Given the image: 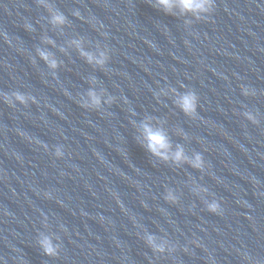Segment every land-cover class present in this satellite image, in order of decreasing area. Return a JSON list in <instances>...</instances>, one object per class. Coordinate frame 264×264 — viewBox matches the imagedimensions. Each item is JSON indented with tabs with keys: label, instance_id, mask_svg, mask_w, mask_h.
<instances>
[{
	"label": "water",
	"instance_id": "95a60500",
	"mask_svg": "<svg viewBox=\"0 0 264 264\" xmlns=\"http://www.w3.org/2000/svg\"><path fill=\"white\" fill-rule=\"evenodd\" d=\"M48 2L63 28L37 0H0V93L36 101L0 99V148L69 263L264 264V0H213L199 19L156 0ZM74 40L106 50L107 64H88ZM37 49L54 55L55 72ZM90 88L114 103L85 110ZM186 91L196 118L175 104ZM146 118L173 149L202 154L203 172L152 156ZM147 234L174 250L154 253Z\"/></svg>",
	"mask_w": 264,
	"mask_h": 264
},
{
	"label": "clouds",
	"instance_id": "9594fccd",
	"mask_svg": "<svg viewBox=\"0 0 264 264\" xmlns=\"http://www.w3.org/2000/svg\"><path fill=\"white\" fill-rule=\"evenodd\" d=\"M37 3L39 6L48 10L50 14L49 22L54 27L63 28L68 23L64 14L54 10L53 5L49 3L48 0H37ZM156 4L168 14H171L174 10H179L181 14H191L197 19L202 15L210 14L214 8L213 0H156ZM73 15L79 17L80 13L75 12ZM4 39L7 41L6 36ZM44 42L55 46L54 42L51 40H45ZM71 43L88 64L95 65L99 68H103L107 64L109 55L106 50H101L98 47V51L92 53L85 51L79 40H74ZM61 51H64V49H61ZM37 55L53 72H55L60 66L54 55L46 50L37 49ZM93 83H95L94 80ZM242 92L245 96L250 94L247 88H243ZM173 94L175 95L174 90ZM0 99L9 106H11L13 102H17L24 106H27L29 101L36 103L34 98L26 96L20 92H13L10 95L8 93H0ZM112 103H114V97L108 96L104 92H97L94 88H90L86 96L81 98L80 106L85 110L99 111L103 105H111ZM175 104L186 116L189 118H196L198 96L194 91H186L183 94L176 95ZM244 115L252 124L255 125L259 123L253 114L245 113ZM139 129L143 142L142 146L145 147L152 156L165 163L171 162L177 166L187 163L192 168L203 172L205 163L202 154L195 153L189 158L186 156L182 146L178 145L173 149L167 133L162 128L153 127L150 119L146 118V120L140 124ZM54 154L57 158H61L63 156L62 147H57ZM194 192L198 195L201 193L207 194L208 190L206 188H197L194 189ZM45 195L50 196L48 193ZM165 200L169 203L175 204L177 203L178 198L173 191L169 190L165 195ZM206 210L212 214H219L221 211L220 203L216 200H211L210 202H207ZM145 243L154 253L163 254L174 250V246L169 245L168 241H158L157 238L151 234L146 235ZM41 247L45 255L55 256L58 253V247L54 245L48 237H45L41 241Z\"/></svg>",
	"mask_w": 264,
	"mask_h": 264
}]
</instances>
